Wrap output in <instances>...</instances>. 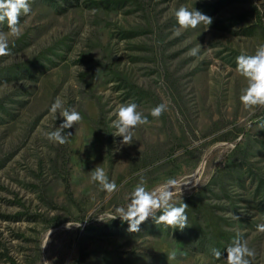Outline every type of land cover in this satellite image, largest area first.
I'll return each instance as SVG.
<instances>
[{
    "label": "rangeland",
    "instance_id": "1",
    "mask_svg": "<svg viewBox=\"0 0 264 264\" xmlns=\"http://www.w3.org/2000/svg\"><path fill=\"white\" fill-rule=\"evenodd\" d=\"M29 2L22 35L0 57V264H224L237 233L251 264H264V107L244 109L236 70L264 44V0ZM181 6L212 23L179 29ZM57 97L82 116L64 130L65 168L46 135L63 122L50 111ZM132 102L148 123L122 144L111 125ZM97 166L113 194L91 181ZM169 179L188 226L150 217L138 232L116 227L137 184Z\"/></svg>",
    "mask_w": 264,
    "mask_h": 264
},
{
    "label": "clouds",
    "instance_id": "2",
    "mask_svg": "<svg viewBox=\"0 0 264 264\" xmlns=\"http://www.w3.org/2000/svg\"><path fill=\"white\" fill-rule=\"evenodd\" d=\"M32 11L29 0H0V23L7 22L8 33L0 32V57L11 55L9 49V36L19 38L22 35L21 16H27ZM175 17L179 29H196L201 24L207 27L212 23V18L198 10H189L181 6ZM179 29L177 34H179ZM199 47L192 48L190 55L196 56ZM237 72L247 80V86L242 89L239 97L244 109L251 110L256 107H264V44L257 47L254 54H241L236 58ZM134 102L122 104L115 111V119L112 127L114 135L122 137V144H131L134 136V129L139 125L148 123V119ZM166 110V105L161 103L151 110V116L159 118ZM51 113L63 117V122L55 130L48 132L47 139L60 145L65 144L71 133L64 134L65 129H71L82 121L81 114L73 109L64 107V102L57 97L51 105ZM91 173V181L98 183L102 190L109 195L118 190L117 184L110 181L105 170L97 166ZM176 181L169 179L163 184L147 190L143 182L137 184L130 193V202L125 207L116 208L117 215L122 221L127 222L129 232L140 231V225L148 218H153L157 225H164L172 229L183 230L188 226L186 210L189 206L186 203L177 205L173 201ZM157 212L161 213L157 216ZM238 219V217L235 216ZM257 230L264 233V224L257 225ZM226 259L224 264H251L249 257L255 255L248 247L247 241L240 233H237L231 244L226 247ZM212 254L216 260H221L222 252L213 248ZM170 258V257H168Z\"/></svg>",
    "mask_w": 264,
    "mask_h": 264
},
{
    "label": "trees",
    "instance_id": "3",
    "mask_svg": "<svg viewBox=\"0 0 264 264\" xmlns=\"http://www.w3.org/2000/svg\"><path fill=\"white\" fill-rule=\"evenodd\" d=\"M48 3H56L58 0H44ZM74 1H77V0H74ZM57 158L56 159H60L62 161V167L65 168L67 165H68V152H67V144H63V145H60L58 144V148H57ZM64 174L65 176L63 177V182L65 183V190L66 192L68 193L69 192V183H68V171L67 169L64 171ZM194 219L191 218V222H193ZM145 223L146 222H143L141 225H140V229L143 228L145 226ZM116 227L120 228V229H124V230H127L128 231V224L127 222H124V221H118L116 223ZM82 263V261H81Z\"/></svg>",
    "mask_w": 264,
    "mask_h": 264
}]
</instances>
